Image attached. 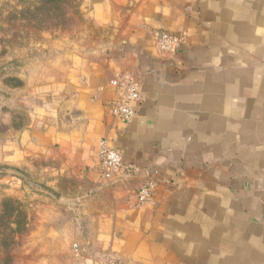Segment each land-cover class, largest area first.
<instances>
[{
  "label": "crops",
  "instance_id": "1",
  "mask_svg": "<svg viewBox=\"0 0 264 264\" xmlns=\"http://www.w3.org/2000/svg\"><path fill=\"white\" fill-rule=\"evenodd\" d=\"M90 1L96 45L32 85L17 129L18 162L56 164L74 264H264V0ZM124 75L141 94L130 121L112 112ZM103 140L133 166L114 180Z\"/></svg>",
  "mask_w": 264,
  "mask_h": 264
},
{
  "label": "rangeland",
  "instance_id": "2",
  "mask_svg": "<svg viewBox=\"0 0 264 264\" xmlns=\"http://www.w3.org/2000/svg\"><path fill=\"white\" fill-rule=\"evenodd\" d=\"M90 12V0H0V264H74L72 212L50 185L56 164L18 162L17 129L32 85L57 77L67 51L96 45Z\"/></svg>",
  "mask_w": 264,
  "mask_h": 264
},
{
  "label": "built area",
  "instance_id": "3",
  "mask_svg": "<svg viewBox=\"0 0 264 264\" xmlns=\"http://www.w3.org/2000/svg\"><path fill=\"white\" fill-rule=\"evenodd\" d=\"M156 47L163 53L174 52L180 40L167 33L163 32L156 38ZM114 86L122 89V97L115 102L112 107V112L117 117L124 121L133 119L136 113V106L141 100L139 87L131 75H124L113 82ZM99 165L101 174L106 180H114L123 175L126 168L132 169L133 166H127L124 162L122 155L115 149L110 148L107 142L103 140L99 146L98 152ZM154 184H147L142 186L137 191V198L140 203L148 201L149 196L152 194ZM77 248V246H76ZM105 264H119L114 261H107Z\"/></svg>",
  "mask_w": 264,
  "mask_h": 264
}]
</instances>
